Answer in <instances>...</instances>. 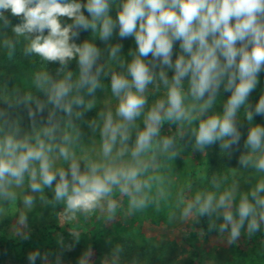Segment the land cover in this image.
<instances>
[{
	"label": "clouds",
	"instance_id": "1",
	"mask_svg": "<svg viewBox=\"0 0 264 264\" xmlns=\"http://www.w3.org/2000/svg\"><path fill=\"white\" fill-rule=\"evenodd\" d=\"M8 28L12 35L0 38L7 58L24 41L23 56L42 63L11 86L0 81V217L18 214L17 235L29 238L27 211L37 198L63 205L69 223L93 215L113 220L122 208L131 215L154 205L159 212L172 196L165 167L186 149L204 153L217 142L231 157L240 147L241 111L249 129L239 164L259 178L241 191L238 181L214 177L211 189L178 193L175 207L185 222L209 217V230L227 234L229 245L264 229V126L252 124L254 115L264 116V94L254 108L248 102L264 72V0H0V29ZM89 29L92 38L77 44ZM114 35L134 37L127 58L121 43H109ZM96 37L107 45L103 62ZM48 64L59 67L51 72ZM222 86L231 94L218 113ZM98 89L111 99L84 121ZM81 122L93 133L90 144ZM165 125L174 130L162 134ZM174 216L170 210L168 219ZM70 234L78 243L80 232L73 227ZM121 252L117 245L102 264H121ZM49 255L33 251L28 260L48 264ZM92 256L89 246L78 264H93Z\"/></svg>",
	"mask_w": 264,
	"mask_h": 264
},
{
	"label": "rangeland",
	"instance_id": "2",
	"mask_svg": "<svg viewBox=\"0 0 264 264\" xmlns=\"http://www.w3.org/2000/svg\"><path fill=\"white\" fill-rule=\"evenodd\" d=\"M5 33L9 36L12 35V33L3 32L2 29H0V38H2ZM3 51L4 49L0 48V53ZM259 79L264 81V72L260 73ZM160 93L163 95V89L160 90ZM98 98L99 108L101 110L104 107L105 101L111 99V93L110 91H102L98 95ZM225 102V99H220V102L214 105V111L222 113L223 104ZM211 111L212 110H210V112ZM238 117L237 126L241 132L239 151L227 158V165L232 173L240 170L241 165L239 164V156L247 151L244 148V141L247 137L245 134L248 132L249 124L243 119L242 112L238 113ZM252 124L257 125L259 123L255 122L253 119ZM259 125L264 126V124ZM167 127H172L174 130V126L165 125L162 129V134H166ZM98 135L97 132L95 136L96 139H98ZM93 139V133L84 137L86 144H90ZM217 144H219V142H217ZM207 149H209V147ZM197 154L201 156L203 153L196 152V155ZM194 155L195 153H193L190 148L186 149L185 152L182 153L180 159L167 165L163 170V174L171 182L170 189L172 196L169 198L167 204L163 201L161 202V210L159 212L155 210L154 205H150L149 208L143 212H135L131 215L127 214L126 208H122L119 215L113 220H106L103 215H93L87 220L80 216L76 221L69 223L63 219V205H61L60 209H56L48 204H42L37 198L34 208L31 211H27L28 228L25 231H27L28 234H36L38 236L45 235V233L49 231L50 239L45 238L39 245L42 255L50 253L48 264H71L67 256L69 250H67L66 246L69 245V243H74L86 249L91 242L92 236L96 238L99 244L98 246L102 249V261L105 258L111 259V254L115 249L114 246L118 242V239H131L140 245L145 244L147 247H159L170 242L178 246L176 249L179 251V259L185 260L190 255V249H188L187 245L182 241L183 237H186L193 247L202 252L203 264H221L224 260L223 258L230 259L235 252V249L227 244L226 234H221L216 231V236H211L209 239H203L201 236L192 237L189 236V234H185L184 236V231L182 229H194L198 225V221L197 219L188 222L182 221L180 219L179 209L175 207L177 203V194L182 192L187 175L192 169V166L196 163ZM246 172L249 174L248 177L239 184L241 191L249 189L256 182V179L259 178L258 175H253L248 169H246ZM45 191L53 196L51 191L47 189ZM17 207L23 210L22 205L18 204ZM170 210L175 211V216L171 220L168 219ZM17 220V213L6 211L5 214L0 217V233L4 231L9 237L15 240L20 236L16 234L15 230ZM215 223H222V218L217 219ZM72 224L80 226V228H77L80 232L78 243L75 242L74 237L70 234V229L73 228ZM54 226L61 227V230L55 231L50 228ZM61 239L63 240V244L60 243ZM52 242L55 244V249L51 248ZM260 250V254H264V248ZM22 256L23 253L19 248L12 247L3 264H21ZM57 256H59V261L56 259ZM120 260L121 264H129L121 258ZM40 264H44V262L41 260Z\"/></svg>",
	"mask_w": 264,
	"mask_h": 264
},
{
	"label": "trees",
	"instance_id": "3",
	"mask_svg": "<svg viewBox=\"0 0 264 264\" xmlns=\"http://www.w3.org/2000/svg\"><path fill=\"white\" fill-rule=\"evenodd\" d=\"M81 2H86V0H81ZM5 15L9 17L11 23L14 25L19 23V18L11 16L10 11L6 12ZM85 15L87 12L85 11ZM110 15L115 18L116 16V7L113 6L110 10ZM64 23H70L71 21L67 18H61ZM3 32L11 33V29H2ZM92 33L91 30L81 31L79 38L75 41L77 44L83 43L86 39H91ZM121 43L123 45L121 55L127 58V53L129 49L135 48L134 37H129L124 40H119V37L114 35V37L109 41L110 44L115 45L116 43ZM94 43L98 48L101 49L102 52V61L103 58L107 56V45L96 37L94 39ZM25 46V42L21 41V43L17 46L15 56L13 59L9 60L7 58L5 50L0 53V81L7 80L9 85L12 83L19 82L22 79L26 78L27 74H30L33 71L39 70L42 67V63L39 58L27 59L23 56V48ZM179 51V42H174V54L173 60L176 58V54ZM59 67L58 64H48L47 68L51 72H55V69ZM69 67L73 70H77V65L75 61L70 62ZM172 75L169 72V77ZM17 77V81H16ZM260 78V75H259ZM104 90L98 89L95 98L97 100L96 107L92 110L85 112L84 121H87L91 118H95L98 111H100L99 103H98V95ZM109 92V91H108ZM230 92H225L223 90V86L220 90V99L227 100L230 96ZM264 94V81L259 79V83L257 88L250 94L248 98V102L254 108L255 104L259 101L261 95ZM162 96L161 93L158 94ZM156 97L150 96V102L152 99ZM86 99H91V97H86ZM242 112V111H241ZM47 112H45L46 116ZM253 119L255 122L259 124H264V116L254 115ZM24 124L27 126V117L26 114L24 116ZM82 130L84 132V137L91 134V129L87 127V125L83 122ZM169 127H167L168 129ZM166 129V134H167ZM247 135V134H245ZM196 159V163L192 166V169L187 175L185 186L182 190V193L190 197L194 192L199 190L211 189L212 184L211 181L214 177L222 178L223 176L228 177V183H231L232 180H236L240 183L245 181L248 177V171L246 169L240 168L238 172L232 173L230 168L227 165V155H222L221 150L219 148V144H214L209 147L201 156L194 155ZM46 198L51 201L52 196L45 191ZM49 206H52L56 209H60L61 205H54L52 203H48ZM218 226L219 224L216 223ZM97 227L96 225H94ZM72 227L80 228L77 224H72ZM52 230H61V227H50ZM50 229V230H51ZM185 234H189V236L197 237L201 236L203 239H209L211 236H216V231L218 230H209V217H200L198 218V225L196 228L188 230L182 229ZM28 239H23L21 236H18L15 240L12 237H9L4 231L0 233V264H3L6 258L8 257L10 250L12 247H17L23 253L21 258V264H30L28 260V254L33 251H39L42 255L41 249H39V245L42 240L45 238L50 239L49 231L45 233V235H36V234H28ZM227 236V234H226ZM118 242L114 246L116 248L119 245L122 248V252L120 253V258L129 264H203V256L202 252L193 247L191 243H189L186 237H183V243H185L190 249V255L185 259H179V251L176 249L178 246H175L172 243H167L163 246H151L147 247L145 244H138L134 240L131 239H118ZM74 247L69 251L67 255L69 257V262L71 264H78L80 256L83 254L85 250L91 246L93 251L92 261L93 264H101L102 261V249L98 246V242L94 236L91 237V242L87 246L86 249L80 247L74 243ZM54 243L52 242L51 248L55 249ZM234 249V255L232 258H223V262L221 264H264V254H260V249L264 248V230L254 235L251 239L242 236L241 240L236 245H231ZM58 251V249H57ZM260 255V256H259ZM259 256V257H257ZM256 257V258H255ZM41 259L37 258L35 264H40Z\"/></svg>",
	"mask_w": 264,
	"mask_h": 264
}]
</instances>
